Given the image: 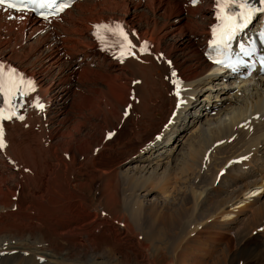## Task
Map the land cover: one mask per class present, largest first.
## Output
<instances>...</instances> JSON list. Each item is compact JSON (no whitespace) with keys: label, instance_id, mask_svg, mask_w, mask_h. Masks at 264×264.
I'll use <instances>...</instances> for the list:
<instances>
[{"label":"bare ground","instance_id":"bare-ground-1","mask_svg":"<svg viewBox=\"0 0 264 264\" xmlns=\"http://www.w3.org/2000/svg\"><path fill=\"white\" fill-rule=\"evenodd\" d=\"M190 1L83 0L50 25L0 9V59L37 89L3 125L0 264H264V77L211 71L214 0ZM117 23L114 60L91 33Z\"/></svg>","mask_w":264,"mask_h":264},{"label":"snow or ice","instance_id":"snow-or-ice-1","mask_svg":"<svg viewBox=\"0 0 264 264\" xmlns=\"http://www.w3.org/2000/svg\"><path fill=\"white\" fill-rule=\"evenodd\" d=\"M196 2L197 0H193V3ZM216 2L219 8L218 18L225 22L219 27V30L213 29V44L217 47H226L227 42L232 39L239 28L247 24L257 9L249 4V0H216ZM260 2L264 4V0H260ZM53 5H56V7L53 8ZM68 6L67 0L60 4L57 3V0H0V8L4 10L11 9L17 13H23L28 10L35 11L36 9H51L52 12L49 14H58ZM233 6L241 9V11L231 12ZM225 9H228L230 13L226 17L222 15ZM41 15L44 19L48 18V14L41 13ZM9 18L11 19L12 17L9 16ZM94 27L97 29L98 38L101 40L104 39V32L118 34L120 37L119 43L122 56L133 47L128 40L127 34H125L119 24H116L114 28L106 24H100ZM146 50L147 44H145L142 51ZM34 90V84L30 79H26L15 69H6L4 65L0 64V121L11 120L14 117L23 120V115L17 116V110L23 105V98ZM39 106L43 107L42 105ZM5 147L4 128L0 126V149Z\"/></svg>","mask_w":264,"mask_h":264},{"label":"rangeland","instance_id":"rangeland-1","mask_svg":"<svg viewBox=\"0 0 264 264\" xmlns=\"http://www.w3.org/2000/svg\"><path fill=\"white\" fill-rule=\"evenodd\" d=\"M170 42H171V40H170ZM149 43V42H148ZM150 44V43H149ZM177 54H179V53H177ZM200 55H201V52L199 53ZM181 56V55H180ZM181 58H182V56H181ZM46 84V83H45ZM251 85H253V83H251V84H249V85H246V87H249V86H251ZM198 94H200V96H201V93L200 92H198ZM211 115H213V113L211 114ZM123 116H124V114H123ZM125 118V117H124ZM118 130V129H117ZM117 130H115V133L116 132H118ZM213 167H211L210 169V171L209 172H211L213 169H212ZM263 184H264V182H263ZM250 195V196H249ZM262 195V189L261 188H258V189H255V190H252V191H250L248 194H246V196H244L243 198H245V202L246 203H249V202H252L253 200H255L256 198H258L259 196H261ZM246 197H247V199H246ZM249 198V199H248ZM253 199V200H252ZM244 202V203H245ZM229 209L230 210H234V212H237V209H238V206L236 207V205H234V206H232V207H229ZM120 226V225H119ZM259 230V232H261V228H259L258 229Z\"/></svg>","mask_w":264,"mask_h":264}]
</instances>
